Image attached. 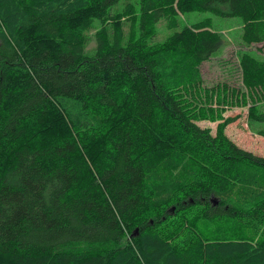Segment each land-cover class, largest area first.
Listing matches in <instances>:
<instances>
[{"label":"trees","instance_id":"16d2710c","mask_svg":"<svg viewBox=\"0 0 264 264\" xmlns=\"http://www.w3.org/2000/svg\"><path fill=\"white\" fill-rule=\"evenodd\" d=\"M190 11L237 18L264 138V0H0V264H264V156L192 109L232 38Z\"/></svg>","mask_w":264,"mask_h":264},{"label":"rangeland","instance_id":"374dc122","mask_svg":"<svg viewBox=\"0 0 264 264\" xmlns=\"http://www.w3.org/2000/svg\"><path fill=\"white\" fill-rule=\"evenodd\" d=\"M183 15L184 17L182 18V21L186 20L187 23H190L192 19L195 18L210 16L208 12L204 11H190ZM210 17L213 19L214 27L225 32L227 36L232 38V41L227 39L222 42V48L218 49L210 59L204 61L198 70H200L202 74L203 87H212L216 85L223 87L224 85L227 87V90L225 93L215 90L217 97L214 96L211 100L204 101L203 99H200L197 103L198 105L195 107L196 109L192 108L196 113H199L196 119L197 121L194 122L203 128L209 129L213 134L216 132L220 121L236 116L237 118L233 119V121H229L225 125L224 134L234 141L237 146L264 156V138L254 132L251 133L246 120L248 115V105H243L241 103L237 105V102L234 101V98H231V94L228 92V89H231V87L242 86L238 54H240L241 49L244 47L239 46L233 38V35L237 34V29H235L237 18L212 17V15ZM93 22V29L84 32V35H87L89 38V44L87 47L89 51L94 47L93 34H95L100 27L98 20ZM167 31L165 23L160 22L154 39L157 41L163 40L168 35ZM259 46L261 45L253 44L250 46V49L256 50V47ZM262 54H264V48H262ZM225 99L226 102H222ZM201 103L206 105V107H203V110L209 109L211 111L210 114L207 115L203 113L205 111H202V109L199 108L200 105H202ZM200 113L202 114L200 115ZM212 204H215V199L212 200Z\"/></svg>","mask_w":264,"mask_h":264},{"label":"water","instance_id":"95a60500","mask_svg":"<svg viewBox=\"0 0 264 264\" xmlns=\"http://www.w3.org/2000/svg\"><path fill=\"white\" fill-rule=\"evenodd\" d=\"M135 232H136V230H135ZM136 234V233H135Z\"/></svg>","mask_w":264,"mask_h":264}]
</instances>
